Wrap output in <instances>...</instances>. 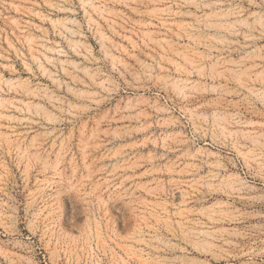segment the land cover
<instances>
[{
  "label": "rangeland",
  "instance_id": "374dc122",
  "mask_svg": "<svg viewBox=\"0 0 264 264\" xmlns=\"http://www.w3.org/2000/svg\"><path fill=\"white\" fill-rule=\"evenodd\" d=\"M0 264H264V0H0Z\"/></svg>",
  "mask_w": 264,
  "mask_h": 264
},
{
  "label": "bare ground",
  "instance_id": "6f19581e",
  "mask_svg": "<svg viewBox=\"0 0 264 264\" xmlns=\"http://www.w3.org/2000/svg\"><path fill=\"white\" fill-rule=\"evenodd\" d=\"M225 131H226V130H225ZM260 145H261V144H260ZM255 162H256V161H255ZM57 174H58V173H57ZM210 215H211V214H210ZM182 216H183V215H182ZM219 216H220V215H219ZM221 217H222V216H221ZM208 218H209V217H208ZM226 218H227V217H222V218L217 219V220L225 222V220H227ZM228 219H230V218H228ZM214 220H215V219H213V222H214ZM231 220H234V219H231ZM196 232H197V231H196ZM203 232H204V231H203ZM224 232H225V231H224ZM208 233H209V232H208ZM225 233H226V232H225ZM199 234H200V233H199ZM199 234H198V235H199ZM201 234H202V233H201ZM201 234H200L199 236H201ZM222 234H223V233H222ZM229 234H230V233H229ZM205 235H206V234H205ZM211 235L214 236V234H211ZM213 236H212V237H213ZM209 237H210V235H209ZM206 238H207V237H206ZM221 238H222V237H221ZM192 239H193V237H192ZM199 239H200V238H199ZM227 243H230V242L227 241Z\"/></svg>",
  "mask_w": 264,
  "mask_h": 264
}]
</instances>
